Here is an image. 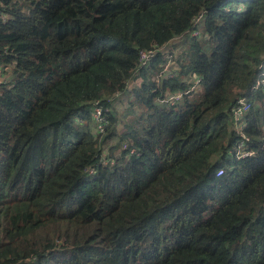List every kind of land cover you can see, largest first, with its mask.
<instances>
[{"label":"trees","instance_id":"16d2710c","mask_svg":"<svg viewBox=\"0 0 264 264\" xmlns=\"http://www.w3.org/2000/svg\"><path fill=\"white\" fill-rule=\"evenodd\" d=\"M261 47L264 0H0V264H264Z\"/></svg>","mask_w":264,"mask_h":264},{"label":"built area","instance_id":"2783aa9c","mask_svg":"<svg viewBox=\"0 0 264 264\" xmlns=\"http://www.w3.org/2000/svg\"><path fill=\"white\" fill-rule=\"evenodd\" d=\"M200 18L201 16H199L198 18L194 20L195 25H197ZM193 35H196V34L194 33ZM155 55H156V51L141 52L139 54L140 66L148 65V63L153 59ZM198 83H199V80L196 79L195 84H198ZM128 85L129 84H127L126 86V92L129 91ZM258 87H264V79L257 82L255 86L252 88V90L257 89ZM117 96H119V94H117ZM179 97L180 95H175L174 97L170 98L169 102H174L178 100ZM250 108H251L250 101H248L246 97H242V98L237 99V101L234 103V105L230 108V111H229L230 117H231V125L233 129L235 130V132L241 137V142L238 143V146L236 147V155L238 159L253 155L252 151L246 150L244 148V144L248 142V138L245 137L243 134V130L246 127L245 115L249 112ZM100 112L101 111L99 109H95V112H94V117L98 121H102ZM222 173L223 171L221 170L218 171L217 176L222 175Z\"/></svg>","mask_w":264,"mask_h":264},{"label":"rangeland","instance_id":"374dc122","mask_svg":"<svg viewBox=\"0 0 264 264\" xmlns=\"http://www.w3.org/2000/svg\"><path fill=\"white\" fill-rule=\"evenodd\" d=\"M262 48V47H261ZM253 50H255L254 48H253ZM252 51V50H251ZM174 52L175 53H177V51L176 50H174ZM253 52V51H252ZM257 52V51H256ZM260 52H262V56L264 55L263 53H264V48H262V50L260 51ZM171 65H173V64H171ZM193 89V88H192ZM240 97H242V96H240ZM240 97H238V98H240Z\"/></svg>","mask_w":264,"mask_h":264}]
</instances>
